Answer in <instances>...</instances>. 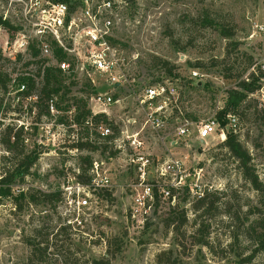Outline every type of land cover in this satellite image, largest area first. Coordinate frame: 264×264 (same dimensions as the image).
<instances>
[{
    "label": "rangeland",
    "instance_id": "374dc122",
    "mask_svg": "<svg viewBox=\"0 0 264 264\" xmlns=\"http://www.w3.org/2000/svg\"><path fill=\"white\" fill-rule=\"evenodd\" d=\"M9 1L0 0V12ZM112 1L109 41L118 50L120 84L100 74H93L92 83L68 56L75 64L65 73L66 84L74 82L70 95L54 98V113L39 98L33 131L21 133L19 146L20 151L38 152V159L12 191L14 198L20 189L25 196L17 207L13 197L0 201V264H160L159 255L169 249L170 256L162 257L169 264H263V254L251 263L241 261L254 248L251 222L264 215V0ZM74 2L80 0L68 1ZM12 7L13 19L19 6L13 1ZM218 26L232 28L233 37L225 38ZM0 35L1 52L6 35ZM155 58L174 65L173 74H164ZM198 62L201 67H195ZM11 63L1 67L24 71L23 63ZM192 70L200 75L192 77ZM195 78L202 87L188 86ZM162 80L172 82L166 85L175 87L174 97L140 105L142 90ZM242 80L261 87L232 114L236 125L227 131L237 134L250 153L260 190L220 138L200 141L194 125L220 110L226 115L227 91ZM96 94L116 99L105 115L119 131L111 140L99 138L98 151L79 150L73 144L86 125L74 123L76 108L67 109V103L83 96L90 107ZM0 98L1 114L6 97L0 93ZM147 118L152 121L144 124ZM223 118L229 121L228 114ZM185 119L193 125L182 134ZM104 146L108 149L103 152ZM111 151L116 155L110 156ZM87 155L91 166L82 158ZM94 162L100 164V175L92 171ZM81 166L88 168L86 176H96L92 208L63 214L59 198L48 194L76 182ZM203 194L210 204L205 213ZM200 220L202 230L195 235ZM61 225L67 228L58 232ZM29 237L43 249L34 253ZM200 238L206 245L197 244Z\"/></svg>",
    "mask_w": 264,
    "mask_h": 264
},
{
    "label": "built area",
    "instance_id": "2783aa9c",
    "mask_svg": "<svg viewBox=\"0 0 264 264\" xmlns=\"http://www.w3.org/2000/svg\"><path fill=\"white\" fill-rule=\"evenodd\" d=\"M13 1L18 4L19 9L16 8L15 17L12 19L10 11L13 10ZM68 1L10 0L7 7L3 5L1 8L0 31L5 32L6 36L0 52V71L2 68L5 72L7 83L5 87H0V93L6 97L0 114V187L3 185L2 180L7 176L8 168H11L15 161L6 143V136L9 135L10 141L14 142L16 133L33 131V118L38 112L40 82L44 80L47 68L57 67L66 73L70 71V67H75L68 57L72 56L92 83L96 82L93 74H100L112 76L113 84H120L118 50L109 41L113 26L111 12L115 3L112 0H80L74 2L75 5H69ZM123 1V4L130 5L127 0ZM33 49L39 54L34 55ZM58 50L65 54L66 59H60ZM6 62L23 63L24 71L20 67L16 73L12 72V68L4 70L1 66ZM192 74V77L200 75L197 70H192ZM22 77L27 80L20 81ZM29 80L34 83L33 89H30ZM169 82L172 84L166 80L159 85L144 88L138 98L140 105L153 104L155 99L164 95L169 99L173 98L175 87H168L166 83ZM262 96L264 99V90ZM113 100L116 99L108 94L93 96L89 107L91 117L107 113L106 106ZM47 104L48 111L54 113V100L51 99ZM16 105L19 110H16ZM232 116L228 114V126L222 125L216 117L196 122L194 125L197 127L198 140L208 142L210 138L218 137L224 142L228 134L227 127L229 129L236 125L232 123ZM145 121L144 124H148L152 120L147 118ZM103 124L98 127L102 136L113 134L111 127ZM190 125L193 124L185 119L180 132L187 134ZM94 163L92 171L100 175V164ZM95 181L94 175L90 184H83L78 179L72 184H65L58 205L60 211L67 214L70 209L69 215L73 216L85 208H92L91 192L97 189Z\"/></svg>",
    "mask_w": 264,
    "mask_h": 264
},
{
    "label": "trees",
    "instance_id": "16d2710c",
    "mask_svg": "<svg viewBox=\"0 0 264 264\" xmlns=\"http://www.w3.org/2000/svg\"><path fill=\"white\" fill-rule=\"evenodd\" d=\"M129 4H136L137 0H127ZM2 22V17L0 16V23ZM209 25H213V22L211 20L208 21ZM219 27V26H218ZM220 33L225 38H231L234 35V31L232 28H225L223 26L219 27ZM34 55H38L39 52L35 51L33 49ZM58 54L60 55V59H66L65 54L62 53V51L58 50ZM1 57V56H0ZM156 60H159L161 64V69L164 71V74L171 76L173 74V70L175 68L174 65H171L169 61L167 60H161L159 58H155ZM198 62L195 67H201V64ZM177 76V75H176ZM179 77V76H177ZM66 75L65 72L62 71L60 68H47L44 74V80H41L40 87H39V98L41 99V102L44 103L46 108L48 109V102L58 95H60V99H66L68 95L71 93V85L74 84V82H70L69 84H66ZM192 79V77H191ZM27 80V78L22 77L20 81ZM202 80L199 79H193L190 81H187L189 83H192L195 87L200 88L203 86L200 85V82ZM29 86L30 89L34 88V83L29 80ZM163 82V80H162ZM7 83V78L5 75V72L2 70L0 71V87H5ZM159 83V81H158ZM191 84V85H192ZM260 84H254L247 82L246 80H242L239 82V85L237 88H231L227 91L228 93V100L226 103V113L227 114H236L239 113L243 103L246 101L247 97L250 93L255 92L260 88ZM183 89V86L180 90L181 93ZM69 102V101H67ZM57 104V103H56ZM58 107L59 104H57ZM74 106L76 108V115L74 117V123L77 125H86L85 131L78 133V138L75 140L73 146L79 150L88 149L90 151H98L101 147L100 144H97V141L99 138H104L106 140H111L115 138V136L118 134V128L113 125L110 121L107 120V116L105 114H99L94 117H91V110L88 106V100L87 98L83 96H73V100L71 104L67 103V109ZM226 114V115H227ZM224 114V110H220L216 114V118L221 121L222 125H225L228 120L226 118L224 119L223 116H226ZM195 121H199L198 118L195 117ZM101 123H106L108 126L111 127L113 134H110L108 136H102V134L98 131V127ZM91 125V126H90ZM21 133H16L15 141L11 142L9 139V135L6 136V143L8 147L11 149L13 158H14V164L11 166V168H8L7 170V176L2 180L3 185L0 187V201L3 197H13L12 191L13 186L23 183L27 177V175L31 174V168L36 163L38 159V152H35V150L31 151H24L19 150L20 146V137ZM229 151L230 153L237 158L240 167L245 175V177L258 189L260 190L262 188L261 183L258 181V176L255 173L253 164L251 162L252 158L250 156V153L248 150L243 146L242 142L239 140L237 134L228 133L226 140L222 143ZM104 151H107V146H104ZM116 152L111 151L110 156H115ZM83 160L88 163L89 166L92 165V160L90 155L82 156ZM82 173H79L77 175V179L79 182L83 184H90L92 181L91 176H86L85 173L88 170V168L81 166ZM174 188H172V191ZM19 196H16L14 198L16 207L19 205V198L25 196V192L20 189ZM170 193V192H169ZM47 194H45L46 196ZM156 196V194L153 192L152 196ZM48 196L53 198H61V193H49ZM33 197V196H32ZM207 196L203 194L200 197V201L203 202L201 209L204 211L209 210L210 204L209 202H206ZM20 207V206H19ZM173 215L176 213V208L174 207L173 210H171ZM264 214V212H263ZM186 221L185 216L181 218V223H184ZM203 221H198V226L195 231L196 233H200L203 226ZM65 228H67L65 225H61L58 229L59 231H63ZM249 237L252 241L254 248L252 249L251 253L242 259L241 263H251L259 254L264 255V215L261 216V218L257 219L255 222H251V225L249 227ZM36 238L29 237L27 243L31 246H33L32 250L34 253L37 251L42 250L40 246V242H35ZM206 241L202 238L199 239L197 242L198 245H206ZM45 250L47 249L44 248ZM173 252L172 249L165 250L159 255V262L160 264H169V260H162V257L164 255L170 256V254ZM92 264H105L102 260H93ZM264 264V262H263Z\"/></svg>",
    "mask_w": 264,
    "mask_h": 264
}]
</instances>
